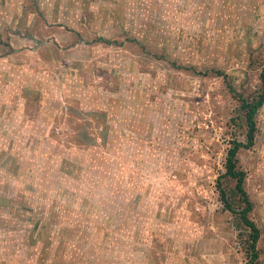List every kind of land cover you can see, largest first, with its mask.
Instances as JSON below:
<instances>
[{
  "label": "rangeland",
  "instance_id": "obj_1",
  "mask_svg": "<svg viewBox=\"0 0 264 264\" xmlns=\"http://www.w3.org/2000/svg\"><path fill=\"white\" fill-rule=\"evenodd\" d=\"M263 68L264 0H0V264H246Z\"/></svg>",
  "mask_w": 264,
  "mask_h": 264
},
{
  "label": "trees",
  "instance_id": "obj_2",
  "mask_svg": "<svg viewBox=\"0 0 264 264\" xmlns=\"http://www.w3.org/2000/svg\"><path fill=\"white\" fill-rule=\"evenodd\" d=\"M262 87L261 91L253 100H249L244 96L240 97L241 108L245 111V119H246V142L244 141H234L232 146L230 147L225 163L226 172L224 176H229L233 179L237 180L236 190L242 196V199L245 203V207L239 212L243 222L250 228L251 233V258L246 264H254L256 259L259 257L257 243L260 238V228L256 225V223L249 217L248 213L252 210L253 204L250 200V197L247 191L244 188V180L246 178V172L238 167V152L241 148H251L255 144L256 133H257V114L261 107L264 105V68L260 74ZM218 188L220 190V195L223 203L225 204L226 209L236 212L232 207V204L227 196V192L222 186V182L218 181ZM8 199L0 196V205H7Z\"/></svg>",
  "mask_w": 264,
  "mask_h": 264
}]
</instances>
